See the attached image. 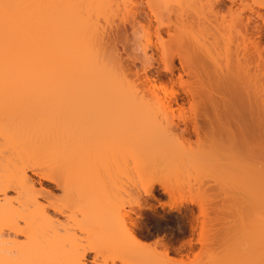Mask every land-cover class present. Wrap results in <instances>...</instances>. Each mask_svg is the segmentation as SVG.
<instances>
[{
  "label": "bare ground",
  "instance_id": "obj_1",
  "mask_svg": "<svg viewBox=\"0 0 264 264\" xmlns=\"http://www.w3.org/2000/svg\"><path fill=\"white\" fill-rule=\"evenodd\" d=\"M62 1L59 7L70 11L78 8L88 10L91 7V19L80 17L72 21L60 19L57 22L49 19L43 24L32 23L31 26L26 19L12 16L10 0H0V255L3 254L0 264H13L14 260L17 261L16 264H155L154 257L157 254H160L157 255L159 260L161 256L166 259L170 256L169 248L159 241L148 243L139 236L136 231L137 221L131 214L138 217L143 209L153 210L146 202L149 199H157L156 185H159L162 193L171 198L175 191L173 192L171 187L172 183L169 186L162 181L155 183L153 179L152 182L145 183L148 170L145 166L143 169V165L134 159V150L144 149L149 141H146L148 144L144 147L141 143L150 138L153 140V135L148 138V131L140 132L132 125H128L127 129L123 127L122 131L120 125L111 126H118L117 132L111 128L110 131L109 127L99 129L101 127L97 119L90 117L95 113L94 109L103 108L98 105L96 98L107 95L111 105L119 104L109 108H123L125 105L130 109L141 108L137 105L143 103L145 96H151L150 100L162 104V108L166 105V110L174 106L181 111L187 103L194 105L199 94L190 88L182 93L170 89V93L160 90L163 85L180 86L179 88L184 89L186 81L184 82L183 74L177 75V80L174 79L176 66H173V59H162L163 63L172 61L170 66L166 64L164 67V71L169 75L167 82L159 71L156 78L147 74L150 68L155 67L156 62L152 61L154 56L158 53L165 55V34L168 40L190 48L186 55L199 52L197 54L202 53L201 57L209 58L202 57V60L198 59L200 64H196L202 68V80L198 79V82L201 80L202 83L199 85L197 82L198 87L202 86L201 90H206L205 93L202 92V105L209 108H228L234 105L225 97L229 91L226 88L241 85L246 90L254 83L264 81L263 67H256L258 74L253 78L250 73L253 69L249 68L255 58L254 50L260 58L264 53V0H146L151 14L144 9L126 10L120 22L130 23L133 34L137 32L136 29L142 30V36L135 41L137 44L132 50L137 53L135 55L132 52L134 57H137L136 60L140 59L143 64L142 70L138 72V75L143 73L141 79L144 88L140 92L125 90L124 76L123 80H120V76L115 74L113 79L108 80L104 70L108 64L106 60L109 56V44L116 41V35L112 34L113 27L108 32L112 20L104 19L108 25L101 27L99 19L95 16L104 13L112 0L110 3V0ZM137 20L145 24L136 28L134 23ZM153 24L156 26L153 27ZM150 32L160 41L158 46L153 43ZM220 42L229 46L228 49L226 45L227 54L230 53V46H234L230 55L231 61L221 62L210 58V46L222 45ZM132 56H129L131 60ZM132 64L130 67L128 65L129 71L135 67H131ZM180 65L182 73H188L189 66L187 67L184 59H180ZM140 93L143 95L139 96ZM219 93L221 95H218ZM161 94L165 100L161 99ZM218 96L220 99H216ZM236 103L241 104L240 100ZM147 114L151 116V113ZM198 126L176 125L175 128L171 126V130L173 135L179 138L199 136V130L202 128ZM105 129L110 132H103ZM113 135L115 138L111 141ZM106 140L111 144L110 148L112 147V150H108L113 151L111 156L115 158L117 155L113 153L118 154L121 151L119 156L120 160H123L118 161L109 155L110 164L115 160L113 164L115 168H119L121 164L128 163L129 166L134 163L136 168L132 165L131 167L136 171V175L145 179L140 180L144 183H140L141 187L135 190L145 201L141 203L137 198L139 202L135 209L130 206L131 203L127 204L129 207L124 203L120 205L117 200L114 202L110 198H101L102 195L95 196L96 199L79 195L76 211L69 213L65 204L60 203L66 196L64 186L57 175H54L55 170H51L55 156L60 157L57 154L59 151L72 155L79 149L83 156L93 158L94 155V160L101 152L98 149H103L102 141ZM121 145L123 148L125 145L130 147L121 149ZM153 146L154 144L151 147ZM155 146L153 149L160 148ZM130 148L134 150L131 152ZM153 149H149V155ZM122 150L126 153H122ZM162 152L164 155L163 149L157 151L160 155ZM130 153H133V157ZM127 156L129 160L134 159L133 162L130 161L132 163L127 162ZM50 159L54 161L51 162ZM137 166L138 169L142 167L144 178L142 172L137 171ZM163 166L164 163L161 167ZM126 167L122 166V169H130V166ZM126 170V174L130 172ZM160 171V174H165ZM44 182H48V186H45ZM52 189H62L63 198H58ZM161 206L164 208L166 204ZM168 208L175 209L173 202ZM60 232H67V238L71 242L69 250L60 247V239H57L58 235L61 237ZM92 234L99 236L96 238ZM203 236L202 233L199 234L197 241L200 245ZM159 246L162 250H157ZM57 247L64 252H59ZM185 261L187 260L183 259L182 263H186Z\"/></svg>",
  "mask_w": 264,
  "mask_h": 264
},
{
  "label": "rangeland",
  "instance_id": "obj_2",
  "mask_svg": "<svg viewBox=\"0 0 264 264\" xmlns=\"http://www.w3.org/2000/svg\"><path fill=\"white\" fill-rule=\"evenodd\" d=\"M61 1L10 0V10L13 17L19 16L18 18L21 20L26 19L30 25L32 23L34 25L37 23L43 24L44 21L49 19L56 22L60 21V19L64 21H66L65 19H71L72 21L80 17L87 18L88 20L91 19V7L88 10L78 8L70 11L61 6L59 7L63 2ZM111 4H109L111 6H107V11L105 10L104 13L95 16V18L99 19L101 27L102 25L104 27L108 25L105 24L104 19H109L114 22L111 21L112 23L109 24L108 32L113 27L114 31L112 34L116 35L114 37L116 41L114 40L110 43L111 46L109 44V53L107 52L109 56L107 60L105 59L108 64L105 65L104 70L108 80L113 79V75L115 74L120 76V80H123L122 77L124 76L127 82L125 84L126 82L123 81L125 82L123 85L124 89L138 90L140 92L144 88L141 79L143 73H139V75L141 74L139 76L138 72L140 69L142 70L143 67L141 65L143 64H141L142 61L140 59L136 60L137 57H134L133 53L135 54V52L132 50L134 45L137 44V42L135 44V41H138L137 39L142 36V30L136 29L138 33L133 34L131 24H123L124 21L121 20V23L120 19L124 18L123 13L126 10L131 9H144L149 14L151 13L146 5V0H112ZM144 24L140 20L134 23L136 28ZM154 26L156 24H153ZM150 35H152L153 43L158 46L160 41L156 38L155 34L150 32ZM163 35L165 37V44L163 45L165 55L163 56V54L158 53L154 56L152 61L156 62L155 67L150 68V70L148 69L149 72L147 74L149 77L156 78L159 71L167 82L169 75L164 71V67H166V64L170 66L172 61L163 63L162 59L163 57L173 59V66H176L174 79L177 80L178 78L176 76L183 74V79L184 82L186 81L187 86L185 84L184 89L183 87L181 89L179 88L180 86L169 85L168 87V85H163L162 87L159 86L161 87L160 90H163L165 93H170V90L182 93L184 90L186 91V89L190 88L199 94V97L193 103L194 105L190 106L187 103L181 111L175 109L174 106L172 107L173 109L166 110V105L162 108V104L150 100L151 96H145L143 103H140V106L137 105V107L141 108L130 109L126 105L123 108H109L112 105L113 107H117L119 104L111 105L109 103L110 98L105 95L99 98L97 96L96 98L98 105H102L103 108L94 109L95 113L90 115L93 119H97L101 127L99 129L109 127L110 130L111 126L120 125L122 131L123 127L127 129L128 125H132L137 127V130H140V132H143L141 130L148 131L149 134L147 135H150L148 138L153 135L152 139L154 141L151 138L148 139L145 135L148 140L144 141L146 144L141 143L143 144L142 147L149 143L146 146L148 149L145 147L144 149L136 151L133 149L134 147L130 148L131 152L132 150L135 151L133 152L135 154L130 153V156H132L131 154L136 155L134 159H137L141 166L143 165V169H145L144 166L147 168L148 172L146 173L147 170L144 172L147 175L145 177L148 179L145 178V181V179L143 180L139 177L140 175H136V171L134 172V168L131 167V165L134 166V163L129 164L133 173L130 169H127L131 174L130 172L126 174L124 172L126 169H122V166L129 168L128 163L126 165L121 164V168L119 167L120 170L117 165L115 168L113 164L115 160L110 164L111 160L109 155L111 156L113 151H108L111 144L107 143L106 140L102 141L103 143L105 142L104 144L102 143V147L98 143V146L103 149L97 148L101 152L98 153L97 158L95 157V162L93 160L94 155L93 158L91 156H83L79 149L72 155L59 151L57 154L60 157L55 156V162L52 163L55 166H51V170H55L54 175H57V178L60 179L61 185L64 186L66 196L63 198L62 189H52V191L58 198H63L60 200V203L62 205L63 203L65 204L69 213L76 211V203L79 195L88 198L92 197V199L97 195H100L99 197L102 195L103 197L101 198L113 199L114 202L118 201L120 205L124 203V205L128 206L131 203L130 206L137 209L139 200L141 203L145 201L138 195L137 191V194L135 193V190L139 186L141 187L140 183L143 181L145 183L152 182L153 180L154 182L162 181L169 186L172 185L173 192L175 191L176 194L173 193V199L165 193H162L163 191L159 185H156L155 196L157 199H149L146 202L153 210L143 209L141 216L138 217L131 214L137 221L136 231L139 236L148 243L159 241L169 248L170 258L168 257L166 259L161 256L160 258L162 260H159L158 256L160 254H157L158 256L156 255L154 257L155 264H183V259L187 260L184 264H264V81L257 82L256 80L257 83H254L253 86L248 87L246 90L241 85L226 88L229 91L227 90L228 92L225 94V97L234 103V105H230L228 108L205 107L202 105V96H204L202 92L205 93L206 90H201L203 89L201 88L202 86L199 88L197 84L198 79L202 80V68L196 64L197 62L200 64L198 59L202 60V57L205 59L209 58L201 57L202 53L197 54L199 52L191 53L193 57L186 55V51L190 50V48L182 47V44H176L168 40L165 34ZM226 45H217V47L210 46V58L214 61H231L230 55L232 50H234V46H230V53L227 54ZM253 54H255V58L252 59L251 65H249V68L252 67L251 69H253H250L253 72H250L252 78L258 74L255 71L257 70L256 67H263L264 69V53L261 58L256 53V50H254ZM129 56H132L136 60V63L132 58L134 60L132 64ZM180 59H184L187 67L189 66L188 73H182ZM130 64H132L131 67L135 66L131 68L133 69L131 71H129L130 68L128 69V65L130 67ZM255 77L253 80H255ZM201 80H199L200 83H202ZM200 83L199 85H201ZM210 91L212 92V90ZM217 92L220 91L217 90ZM142 95L140 93L139 96ZM162 95L160 97L164 99ZM205 95L208 96L207 94ZM218 95L221 94L219 93ZM216 99H220L219 96ZM237 100H240L241 104H237ZM147 113H151V116ZM176 125L178 127H184V125L189 127L199 125L198 127L201 126L204 131L199 128V131H201L199 136L192 135L179 138L175 137L171 130ZM113 129L117 132L119 128L115 126V128H111L112 131H114ZM107 130L101 131L106 133ZM114 138L115 136L113 135L111 141ZM146 141L149 142L147 143ZM152 141L153 143L151 144L150 142ZM150 144L151 146L153 144L154 146L156 145L155 148H160H156L157 150L153 149L154 146L151 147L149 146ZM128 146L125 145V147ZM121 147V149L125 148L122 145ZM149 149H153L155 152L152 150L153 153L150 151L151 154L149 155ZM160 149L164 150V155L169 160L163 155V152L161 155L158 154L160 152L157 153ZM118 150L116 149L117 152ZM123 151L122 153H124ZM119 152L118 154L113 153L117 155L115 158L118 161L121 157L119 156ZM120 155L122 154L120 153ZM158 156L162 157V159ZM169 157L172 159L170 160ZM111 158L114 157L111 156ZM134 159L129 160L128 157L127 162L132 163ZM53 161L51 160V162ZM163 163L164 168L161 167ZM172 164L176 166L174 167ZM141 168L138 169L137 166V171L142 172L143 169ZM159 171L167 174H160ZM143 175L142 172V177ZM140 180L143 181L140 182ZM44 185L48 186V182H44ZM172 202L175 209L170 210L168 207ZM174 203L179 204L175 205ZM161 204H166V206L163 208ZM176 208L179 209L177 210ZM193 226L194 232L192 231ZM66 233L60 232L61 237L58 235L57 239H60V247L68 248L69 250L71 242L67 238L68 234ZM201 233L204 235L202 237V245L197 241ZM92 236L98 238L99 235L92 234ZM57 248L60 252L61 249L59 247ZM157 250H162V248L159 246ZM62 251L64 252V250ZM1 255L3 254L1 253ZM16 262V260L12 261L13 264H16Z\"/></svg>",
  "mask_w": 264,
  "mask_h": 264
}]
</instances>
